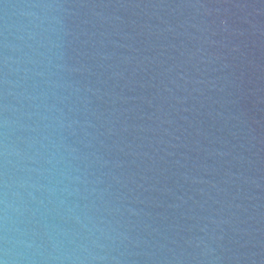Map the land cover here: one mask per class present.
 <instances>
[{
	"label": "water",
	"instance_id": "water-1",
	"mask_svg": "<svg viewBox=\"0 0 264 264\" xmlns=\"http://www.w3.org/2000/svg\"><path fill=\"white\" fill-rule=\"evenodd\" d=\"M0 259L264 264V0H0Z\"/></svg>",
	"mask_w": 264,
	"mask_h": 264
},
{
	"label": "clouds",
	"instance_id": "clouds-1",
	"mask_svg": "<svg viewBox=\"0 0 264 264\" xmlns=\"http://www.w3.org/2000/svg\"><path fill=\"white\" fill-rule=\"evenodd\" d=\"M0 264H6V261H4L3 259H0Z\"/></svg>",
	"mask_w": 264,
	"mask_h": 264
}]
</instances>
